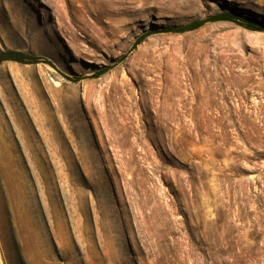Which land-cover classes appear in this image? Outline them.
Wrapping results in <instances>:
<instances>
[{"label": "rangeland", "instance_id": "374dc122", "mask_svg": "<svg viewBox=\"0 0 264 264\" xmlns=\"http://www.w3.org/2000/svg\"><path fill=\"white\" fill-rule=\"evenodd\" d=\"M222 14L264 28V0H0V53L51 63L0 65V264H264V31L165 32Z\"/></svg>", "mask_w": 264, "mask_h": 264}, {"label": "trees", "instance_id": "16d2710c", "mask_svg": "<svg viewBox=\"0 0 264 264\" xmlns=\"http://www.w3.org/2000/svg\"><path fill=\"white\" fill-rule=\"evenodd\" d=\"M217 22H233V23H238L242 27L250 30V31H264V28L259 27L257 25L252 24L251 22L241 19L237 17L236 15L233 14H222V15H217V16H212L206 19L202 20H196L188 25L174 28L167 30L165 32H171L175 34H185V33H190V32H195L201 28H203L205 25L210 24V23H217ZM155 34L154 32H148L144 35H142L137 42L134 45V48L138 47L141 45L148 37L151 35ZM4 63H16L19 65H38V64H49L51 63L47 61L46 59H43L42 57L28 54L26 52H21V51H16V50H7L4 52L0 53V65ZM103 74H105V71L98 73L95 75L96 78L101 77Z\"/></svg>", "mask_w": 264, "mask_h": 264}]
</instances>
